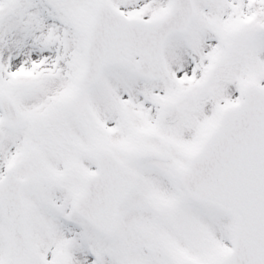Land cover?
<instances>
[{
	"label": "snow or ice",
	"instance_id": "6c2138e0",
	"mask_svg": "<svg viewBox=\"0 0 264 264\" xmlns=\"http://www.w3.org/2000/svg\"><path fill=\"white\" fill-rule=\"evenodd\" d=\"M0 264H264V0H0Z\"/></svg>",
	"mask_w": 264,
	"mask_h": 264
}]
</instances>
